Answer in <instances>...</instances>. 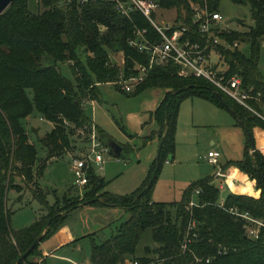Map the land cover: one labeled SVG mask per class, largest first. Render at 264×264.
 Segmentation results:
<instances>
[{
    "label": "trees",
    "instance_id": "obj_1",
    "mask_svg": "<svg viewBox=\"0 0 264 264\" xmlns=\"http://www.w3.org/2000/svg\"><path fill=\"white\" fill-rule=\"evenodd\" d=\"M27 1L12 0L0 13V264H15L36 235L42 233V240L52 234L67 213L83 202L120 206L127 212L114 232L92 244V264H125L126 260H137L138 264H264V241L261 237H248L243 219L234 212L246 211L264 219V153L255 148L251 154L245 131L243 157L229 160L228 164H234L254 180L258 196L228 193L220 201L219 187L209 175L191 181L179 200H152L165 154L174 149L177 112L183 97L198 95L220 107H233L251 133L255 125L264 129V121L205 78L178 75L175 63L152 67L134 90L136 93L148 86L166 89L152 111L158 129L148 135V138L155 133L159 139L164 137L159 159L151 162L135 190L112 193L104 189L106 181L102 176L91 170L82 199L67 192L49 203L44 191L32 189L33 197L45 212L27 226L17 229L11 226L14 209L7 205V190L14 188L20 192L22 189L15 177L22 182L38 177L49 161L71 150V135L92 121L84 110V100H101L99 83L117 79L121 71L124 76L135 74L137 63L148 61L147 53L128 43L135 27L147 28L155 39L160 37L141 12L123 15L108 0L83 3L41 0L44 9L35 13L29 10ZM206 1L210 9H215L219 0ZM232 1L248 4L253 24L244 31L228 29L220 33L229 42L239 40L249 47L247 54L238 47L221 49L227 74L239 73L243 86L252 87L251 92H259L264 100V76L258 69L260 42L264 36V0ZM203 2L159 0L161 8L176 10L175 21L194 30L193 39L199 34L195 32L191 4ZM118 50L124 52L122 70L109 61L110 52ZM66 60H71L73 79L59 69L58 62ZM34 109L53 122L51 130L41 138L46 155L37 166L36 148L29 142L23 125V119ZM64 119L70 124L66 125ZM236 121L242 126L237 118ZM97 132L108 144L111 137L99 128ZM193 194L194 203L189 205ZM191 220L194 227L189 230L190 240L183 248ZM147 228L158 243L152 250L153 257L135 254ZM38 245L19 264L30 263L29 257L38 253ZM219 248L226 251L217 253ZM145 251L149 252V248L145 247Z\"/></svg>",
    "mask_w": 264,
    "mask_h": 264
},
{
    "label": "rangeland",
    "instance_id": "obj_2",
    "mask_svg": "<svg viewBox=\"0 0 264 264\" xmlns=\"http://www.w3.org/2000/svg\"><path fill=\"white\" fill-rule=\"evenodd\" d=\"M27 5L29 10L34 13L44 9L41 2L37 3L36 0H28ZM215 9L222 14V25L227 27L225 29L244 31L253 24L248 4L236 3L232 0H219ZM175 15L176 10L174 8H160L155 13V20L159 23L172 22ZM245 45L244 42L239 44L243 52L247 54L249 47ZM122 57L124 58L123 51L117 55L119 63ZM69 62L71 60L58 62V66L63 75L73 79ZM258 69L264 76V36L260 42ZM123 76V73L120 72L117 79L99 83L101 100L91 102L86 99L84 103V110L92 118L95 127L103 130L108 136L124 146L120 156H115L111 152L104 154V168L100 171L97 170V173L102 175L106 181L104 188L115 194L129 193L141 184L147 174L150 161L157 151V147L145 143L143 135L149 132L150 126L148 128L147 126L142 127V123L144 120H148V110L154 108L160 89L148 86L134 93L136 86L133 91L126 92L121 89V83L117 82L121 81ZM40 117L41 114L34 109L28 118L23 119L28 140L36 148V166L46 155V148L41 142V138L52 127L50 120ZM212 141L215 143L212 144ZM86 142L87 140L78 136L76 131L71 135L73 145L71 150L48 162L40 176H34L23 182L18 176L15 177L16 181L21 183V191L18 192L14 188L7 190V205L14 209L11 214V226L13 228L29 225L33 222L30 220H34V215L39 214L41 210L39 209L41 204L33 197L32 189L44 191L47 201L52 203L55 196L61 197L64 191L71 186L70 194L82 199L87 184L82 187L73 184L74 174L71 158L83 152ZM244 147V129L228 109L215 105L198 95L183 97L177 112L174 149L165 154L161 170L153 187L152 198L156 201L179 200L183 189L191 181L215 173L218 166L207 162L205 158L209 149L220 151V162H226L227 159H241L244 154ZM219 180L224 179L215 174V183L218 184ZM245 189L242 188V190ZM248 190L251 192L252 188L248 187ZM220 194H226V189H221ZM61 205L63 202L60 203ZM104 207L105 205L100 203H89L75 213L71 212L72 215L68 216L69 225L80 227L93 223L94 219L104 211ZM119 208L121 210L116 211L114 222L102 226L92 236L84 237L78 242L77 249L69 246L63 251L67 252L71 258L91 261L92 244L99 243L108 237L115 231L118 224L127 217L126 210L122 207ZM44 212L45 209L42 208L38 217ZM157 245L158 243L152 238L151 229L147 228L139 240L135 254L153 257L152 250ZM145 247L149 248V252L146 253ZM61 261L69 263L65 260ZM132 261L126 263L132 264Z\"/></svg>",
    "mask_w": 264,
    "mask_h": 264
},
{
    "label": "built area",
    "instance_id": "obj_3",
    "mask_svg": "<svg viewBox=\"0 0 264 264\" xmlns=\"http://www.w3.org/2000/svg\"><path fill=\"white\" fill-rule=\"evenodd\" d=\"M39 3L41 0H36ZM80 3L88 0H77ZM111 1L115 9L126 16L133 11L141 12L159 34V39L153 38L147 28L135 27L133 36L128 38L129 45L134 46L138 51L148 55L147 62L137 63V72L130 76H123L121 89L131 92L146 77L149 70L156 65H168L175 63L176 72L180 76L203 77L213 84L217 89L228 95L239 105L248 109L253 115L264 121V100L261 99L259 92H251L252 87H245L239 73L227 74V63L223 59L221 49L240 48L241 41H227L220 33L227 27L223 26V16L217 9H210L206 0L203 4L192 3V19L196 24L195 32L199 37L192 38L194 30L181 22L175 21L159 23L155 20V13L160 10L159 0H108ZM102 29L104 26H100ZM122 50L112 51L109 54L110 63L122 66L117 60V55ZM123 73V71H121ZM124 75V74H123ZM116 82V81H115ZM86 100H84L85 103ZM66 125L70 124L64 119ZM86 129V130H85ZM84 128H78L77 135L84 137L87 142L83 152L71 158V167L74 174L73 184L78 187L85 186L89 182L90 171L97 173L104 167V154L111 152L109 146L104 143L97 132L95 124L91 121ZM220 152L216 149H209L205 158L207 162L217 165L216 175H224L219 164ZM197 192V189H196ZM194 200L189 201L192 205ZM243 219V229L245 234L252 239L264 241V219L254 217L246 211H234ZM194 227V221L188 224V231L184 237L182 247L190 240L189 230ZM263 231V232H262ZM226 250L219 248L217 253ZM209 257L206 261H209ZM127 264V263H125ZM132 264H138L133 260Z\"/></svg>",
    "mask_w": 264,
    "mask_h": 264
},
{
    "label": "crops",
    "instance_id": "obj_4",
    "mask_svg": "<svg viewBox=\"0 0 264 264\" xmlns=\"http://www.w3.org/2000/svg\"><path fill=\"white\" fill-rule=\"evenodd\" d=\"M149 87H155V88L160 89V93L156 98L154 108L148 110L149 111L148 112L149 113L148 120H144L142 123V127L147 126V128H148L150 126L149 132L143 136L145 138L146 144H150V145H154V147H158V143H159L160 139L157 136V134L155 133L154 135H152L149 138H148V135L152 131H156L158 129V124L155 121L154 117L152 116V111L158 105V103L161 100V98L163 97L166 89H164L162 87H156V86H149ZM143 89H145V88H143ZM143 89H141V90H143ZM141 90H139V91H141ZM139 91H137V92H139ZM88 101L93 102V101H95V99H89ZM29 115L26 117L28 118ZM40 118L45 119L42 116ZM91 120H92V118H91ZM50 122H51L52 127H53V122L52 121H50ZM25 130H26V128H25ZM104 133H106V132H104ZM252 134H253V137L255 140V147L259 151L264 153V130L261 129L259 126H254V127H252ZM136 135H139V134L136 133ZM111 139H113V138H111ZM211 143L214 144L215 141H212ZM120 145H121V151H120L119 155H117V156H120L123 149H124V146L122 144H120ZM68 152L69 151H67L65 153H68ZM111 153H112V151H111ZM220 156H221V152H220L219 158H220ZM155 157H156V154L152 158V160L150 161V164L155 159ZM229 160H233V159H227L226 162H220V160H219V164L221 166V169H222V172L224 175H217V177L218 176L223 177L224 180H219V183L217 185L219 187V190L226 189V194H224V195H221L219 192L220 201H222L228 193H243V194L258 196L259 195V189L255 188L254 180L250 179L249 176L245 172L240 170L234 164H228ZM150 164H149V166H150ZM149 166H148V168H149ZM211 176L213 177V182H215L214 181L215 173H213ZM102 178L104 179L103 176H102ZM223 182L226 184V188H225V184ZM248 187L252 188L251 192L248 190ZM242 188H246V189L242 190ZM67 192H71V191H69L68 189L66 191H64V193H67ZM194 197H195V195L193 194L191 199L194 200L195 199ZM152 200H154V199L152 198ZM88 204L89 203H81L77 207L70 210L67 213V216L64 219V221L59 225L58 230L56 229L55 232L50 234L49 237H47V238L45 237L44 240L43 239L40 240L39 245H38V253L29 257L30 263H24V264H92V262L88 261L87 259H79L78 260L76 258H71L70 256H68L69 254L63 250H65V248H67L69 246H73L74 249H77L78 244H79L78 242L80 240H82L84 237L92 236V234L97 232L102 226L107 225V224H111L112 222H114V219H115L114 216H115L116 211H120L121 209L119 208L120 206L105 205L104 211H102V213H100L94 219L93 223L91 222V224L89 223V224H86L85 226H80V227L70 226L69 221H68L69 220L68 216L72 215L71 212L75 213L76 211L80 210L82 207L87 206ZM42 208H43V206L41 205L39 209L42 210ZM41 210L39 211V214H40ZM39 214H37V215L35 214L33 219L35 220ZM34 220H30V221H34ZM61 260H65L69 263H66L64 261H63L64 262L63 263ZM127 261H130V260H126V262Z\"/></svg>",
    "mask_w": 264,
    "mask_h": 264
},
{
    "label": "water",
    "instance_id": "obj_5",
    "mask_svg": "<svg viewBox=\"0 0 264 264\" xmlns=\"http://www.w3.org/2000/svg\"><path fill=\"white\" fill-rule=\"evenodd\" d=\"M12 0H0V13L11 3ZM220 97L221 95L218 94ZM229 111L239 120V122L242 124V127L246 133L247 139L249 141L250 144V152L253 155L255 153V143H254V137L251 133V131L247 128V126L244 124V121L238 117L236 110L233 107H228ZM163 141H164V137L162 136L159 140L158 143V147H157V152H156V157L155 159L158 161L159 159V155H160V150L162 148L163 145ZM108 146L110 147L112 153L114 155H119L120 151H121V145L116 142L114 139H111L108 142ZM86 203V202H83ZM42 237V233H39L38 235H36L32 241L29 243V245L20 253V255L18 256V258L15 261V264H19V262L21 260H23L28 254L29 252L37 245V243L40 242Z\"/></svg>",
    "mask_w": 264,
    "mask_h": 264
}]
</instances>
